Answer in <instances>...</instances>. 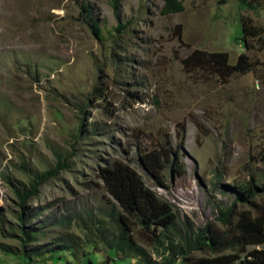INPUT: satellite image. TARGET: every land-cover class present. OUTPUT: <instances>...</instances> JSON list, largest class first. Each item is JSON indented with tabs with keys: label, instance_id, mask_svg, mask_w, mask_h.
I'll list each match as a JSON object with an SVG mask.
<instances>
[{
	"label": "rangeland",
	"instance_id": "1",
	"mask_svg": "<svg viewBox=\"0 0 264 264\" xmlns=\"http://www.w3.org/2000/svg\"><path fill=\"white\" fill-rule=\"evenodd\" d=\"M181 1L161 14L162 0H0V264H22V230L35 235L32 264H137L114 248L122 211L99 176L106 165H131L174 205L159 241L121 215L156 264H183L170 243L221 226L237 190L264 181V48L242 40L244 19L264 36V0ZM196 48L251 66L225 78L186 69ZM154 150L177 152L184 172L168 166L161 185L140 161ZM59 158L66 168L22 202L17 192Z\"/></svg>",
	"mask_w": 264,
	"mask_h": 264
},
{
	"label": "trees",
	"instance_id": "2",
	"mask_svg": "<svg viewBox=\"0 0 264 264\" xmlns=\"http://www.w3.org/2000/svg\"><path fill=\"white\" fill-rule=\"evenodd\" d=\"M118 1V0H114ZM161 14L179 12L184 9L181 0H162ZM244 5H250L255 0H239ZM242 40L248 46L247 38H256L264 48L263 30L252 24L250 19L242 21ZM186 69L207 68L221 78L231 76L233 73L250 68L251 63L247 55L241 53L235 63H230L228 53L225 51H207L194 49L183 59ZM158 150L149 151L140 157L144 169L150 176L160 181L164 170L169 166L173 175H181L184 168H178L180 156L173 151L171 154L162 155ZM169 157V158H168ZM169 164V165H168ZM66 168V160L59 158L56 165L45 173L37 175L31 182L30 189L18 191L22 202L37 193L38 187L51 177L57 176ZM108 193L117 201L122 214L118 220L121 232L114 244V248L124 250L128 248L139 258L137 264H156L148 257L146 251L137 245L127 235L128 228L121 215L133 218L139 226L154 234L158 230L163 234L175 225L177 214L174 205L166 198L159 196L146 185L142 176L131 165L117 162L113 165L103 166L99 169ZM235 203L222 210L219 216L221 226L208 223L198 230L191 228L185 231L181 242H171L170 252L175 251L181 257L183 264H264V181L258 184H246L239 188ZM259 196V199H257ZM240 202L246 207L236 208ZM24 236L23 249L20 253L22 264L33 263V251L27 249V241L35 235L27 230H22ZM159 241V240H157ZM176 248H173L172 245ZM204 254L196 256L194 252ZM171 256L163 260V264H174ZM91 260L88 259V263ZM119 264V263H115Z\"/></svg>",
	"mask_w": 264,
	"mask_h": 264
}]
</instances>
